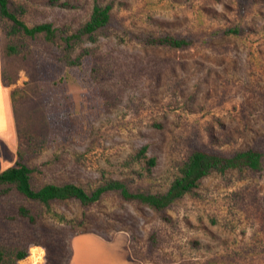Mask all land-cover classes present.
Segmentation results:
<instances>
[{"label": "rangeland", "instance_id": "374dc122", "mask_svg": "<svg viewBox=\"0 0 264 264\" xmlns=\"http://www.w3.org/2000/svg\"><path fill=\"white\" fill-rule=\"evenodd\" d=\"M65 1L70 6L60 5ZM244 1L9 0L29 26L50 22L71 33L95 3L111 4L117 25L67 48L58 37L12 32L0 16L3 82L14 91L12 147L2 153L7 166L20 149L34 188L70 182L89 192L121 179L133 191L161 193L195 146L264 149V0ZM234 26L244 32L186 50L129 37H199ZM9 45L16 46L12 54ZM19 205L31 209L35 224L17 216ZM166 214L168 221L112 192L89 208L74 199L45 205L11 186L0 196V264H67L73 236L117 232L129 236L130 257L142 264H264V161L259 171L210 173ZM18 250L32 257L17 260Z\"/></svg>", "mask_w": 264, "mask_h": 264}, {"label": "trees", "instance_id": "16d2710c", "mask_svg": "<svg viewBox=\"0 0 264 264\" xmlns=\"http://www.w3.org/2000/svg\"><path fill=\"white\" fill-rule=\"evenodd\" d=\"M56 2L57 0H51ZM244 0L241 3L244 4ZM60 5L70 6L69 2H63ZM0 16L9 19L12 24V32H21L22 34L34 37L37 34H43L44 38L53 42L57 37L62 40L67 48L73 43L88 38L91 41L96 39L95 35L99 32H105L111 24H116V20L111 13V4H94L88 20L71 33H67L62 27L53 26L50 22H43L32 26L27 25L14 12L9 9V0H0ZM117 25V24H116ZM244 32L242 26L230 28H215L208 33H202L201 36L173 35L169 33H133L129 32L131 40L143 44L144 46L164 47L173 50H186L193 47L196 43L208 44L212 39L225 35L239 36ZM16 46L9 45L7 53L12 54L16 51ZM70 62H74L71 60ZM2 79L3 69L1 71ZM4 83V82H3ZM5 84V83H4ZM14 91H11V100ZM146 147L143 146L139 154H143ZM17 159L14 165L0 171V196L5 195L11 186L27 199L34 202L48 205L50 201L58 200H77L83 208H89L98 202L106 193L112 192L122 201L143 204L152 209L158 217L164 221L169 220L166 214L168 209L175 201L183 195L190 193L197 187L199 181L212 172H225L228 169H251L259 171L263 168L264 149L259 147H250L244 150H238L230 153L222 151H209L199 146L191 149L186 159L179 168V175L170 183L168 189L161 193H151L147 191H133L125 180L106 179L91 191H86L83 187L66 182L61 184L45 183L38 188L31 184V173L33 171L23 162V152L20 149L16 151ZM148 163L154 165L155 159L149 158ZM17 216L25 218L31 224H35L37 217L31 209L24 205L17 207ZM150 241L155 246L157 237L154 232L150 235ZM28 256L26 250H18L15 254L17 260ZM32 253L26 260H30ZM2 252L0 251V261Z\"/></svg>", "mask_w": 264, "mask_h": 264}, {"label": "crops", "instance_id": "0c3cea01", "mask_svg": "<svg viewBox=\"0 0 264 264\" xmlns=\"http://www.w3.org/2000/svg\"><path fill=\"white\" fill-rule=\"evenodd\" d=\"M1 60L0 47V171L9 167L2 153L5 147L11 150L13 141L11 91L3 83ZM71 245L73 251L67 264H142L141 261L130 257V238L123 232H117L109 237L95 233H81L73 236Z\"/></svg>", "mask_w": 264, "mask_h": 264}]
</instances>
